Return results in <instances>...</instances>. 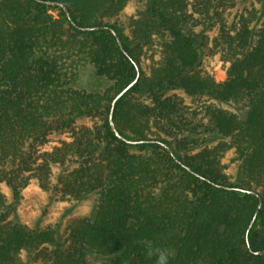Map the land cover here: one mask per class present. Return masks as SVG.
Masks as SVG:
<instances>
[{"label": "trees", "instance_id": "16d2710c", "mask_svg": "<svg viewBox=\"0 0 264 264\" xmlns=\"http://www.w3.org/2000/svg\"><path fill=\"white\" fill-rule=\"evenodd\" d=\"M138 1L146 7L124 36L100 21L129 0H0V181L17 192L34 177L64 197L96 196L59 239L9 217L0 191V264H19L21 251L51 264H264V0L241 9L235 0ZM212 29L208 42L229 63L220 82L198 68ZM151 46L160 59L144 72ZM85 62L108 88L73 85ZM137 73L114 103L113 130L111 102ZM175 89L212 103L190 114ZM83 116L101 118L77 125ZM55 131L69 139L40 151ZM227 149L259 192L227 182Z\"/></svg>", "mask_w": 264, "mask_h": 264}, {"label": "rangeland", "instance_id": "374dc122", "mask_svg": "<svg viewBox=\"0 0 264 264\" xmlns=\"http://www.w3.org/2000/svg\"><path fill=\"white\" fill-rule=\"evenodd\" d=\"M252 4L257 5L256 0H235L234 9L248 8ZM145 7L144 2L129 0L119 13L115 16L105 17L100 22L108 26H117L124 36H128L130 20L137 17L139 12L143 11ZM49 12L56 14L57 9L50 7ZM215 34V29L204 32L205 44L201 48L198 68L220 82L226 78L229 63L208 42ZM156 41L157 39L154 40V45H157L155 44ZM159 51L160 49L155 46L144 49L140 60V66L144 72L148 71L152 63L160 59ZM109 84V79L96 75L88 62L78 65L73 78V85L86 91L102 92L108 88ZM170 93H175L181 98L183 105L190 114L199 112L203 106L212 103V100L206 95L192 96L178 89L171 90ZM218 105L227 110L236 111L235 106L230 103H220ZM100 118V116H83L78 118L76 124L94 125L100 121ZM68 139L69 135L66 132H52L39 145V149L40 151H49L61 141ZM220 162L227 182L233 183L236 186L251 187L257 192L260 191L259 187L246 183V178L240 172L239 162L231 149H227L221 154ZM54 170L58 172L59 168H54ZM0 191L5 196L9 205V217L15 216L29 229L42 230L51 228L59 239L65 237L67 226L71 221L89 216L96 204L95 194L91 193L82 198L64 197L52 186L48 188L41 186L34 177L30 178L28 183L17 192L4 181H0ZM19 264L51 263L42 257L41 251L32 253L21 251L19 254Z\"/></svg>", "mask_w": 264, "mask_h": 264}, {"label": "water", "instance_id": "95a60500", "mask_svg": "<svg viewBox=\"0 0 264 264\" xmlns=\"http://www.w3.org/2000/svg\"><path fill=\"white\" fill-rule=\"evenodd\" d=\"M65 12H66V14H67V16H69V13H68V11H67V9H65ZM83 29H91V27H83ZM110 30H111V32L115 35V36H117V34H116V32L112 29V28H110ZM119 42V41H118ZM119 45H120V48L124 51V49H123V47H122V45H121V43L119 42ZM125 52V51H124ZM126 53V52H125ZM127 54V53H126ZM137 77H138V73H137V75H136V77L129 83V84H127L124 88H122L115 96H114V98H113V100H112V102H111V110H110V114H109V122H110V125H111V127L113 128V130H115V125H114V122H113V120H112V118H111V113H112V110H113V107H114V103H115V101L123 94V93H125L134 83H135V81L137 80ZM116 134H118L117 133V131H116ZM128 143H132V144H136V143H143V142H159L158 140H154V139H139V140H129V139H125ZM159 143H161V142H159ZM165 148H167L168 150H169V152H171L172 153V151H171V149H170V147L167 145V144H165V143H161ZM189 171H192L190 168H187ZM216 185H218V184H216ZM260 203H261V201H259V204H258V207H257V209H256V211H255V214L253 215V217H252V220L250 221V224H249V226H248V229H247V231L250 229V227H251V225H252V223H253V221H254V219H255V216H256V214H257V211H258V208H259V206H260ZM264 251L262 250V251H257V253H263Z\"/></svg>", "mask_w": 264, "mask_h": 264}]
</instances>
